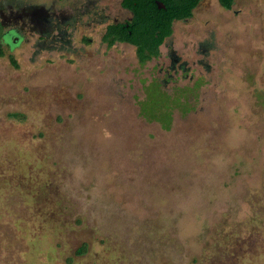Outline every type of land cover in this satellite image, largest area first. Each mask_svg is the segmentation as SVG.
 Wrapping results in <instances>:
<instances>
[{"label": "rangeland", "instance_id": "1", "mask_svg": "<svg viewBox=\"0 0 264 264\" xmlns=\"http://www.w3.org/2000/svg\"><path fill=\"white\" fill-rule=\"evenodd\" d=\"M94 24L73 52L3 49L0 264H264V0H200L144 64ZM167 43L190 69L163 128L137 102Z\"/></svg>", "mask_w": 264, "mask_h": 264}, {"label": "flooded vegetation", "instance_id": "2", "mask_svg": "<svg viewBox=\"0 0 264 264\" xmlns=\"http://www.w3.org/2000/svg\"><path fill=\"white\" fill-rule=\"evenodd\" d=\"M122 2L123 0H118V6L121 10L129 14V18L119 22L113 20L108 21L105 17V10L108 9L105 6V0H0V48L2 51L5 48L10 52L19 43H32L33 50L46 48L49 50H70V52H73L75 50L72 47L73 42L81 47L82 45H88L91 41L90 38L83 35L75 38V28L77 26L88 28L91 27V24L95 23L94 25L102 27V33L99 39L104 47L110 48L116 44L129 46L133 49L134 57L139 64L157 61L160 58L159 47L170 36L162 40L156 49L155 55L149 54L148 50H146L144 55L147 59L143 63L138 61L135 47L130 43L115 40L108 47L107 42L103 40L109 26L114 28L112 29L113 33L109 34L108 37H115V34L120 32L117 28L118 25H123L124 30L129 34L127 27L132 16L127 9L121 6ZM89 11L94 12L88 13ZM87 15H90V17L86 19L87 22L85 24H82L81 17ZM105 19L107 20L106 22ZM74 38L76 39L75 41H73ZM165 45V58L168 60L165 69L157 63L154 65L158 72L164 73L166 78L159 83L154 82L155 80L145 82L141 89L142 98L138 100L137 104L143 100L144 89L149 84L159 89L162 84H167L178 73L185 77L190 69V67H187L185 61H182L179 56L174 54L168 43ZM197 64L199 65L200 62H197ZM205 67L207 68V66Z\"/></svg>", "mask_w": 264, "mask_h": 264}, {"label": "trees", "instance_id": "3", "mask_svg": "<svg viewBox=\"0 0 264 264\" xmlns=\"http://www.w3.org/2000/svg\"><path fill=\"white\" fill-rule=\"evenodd\" d=\"M155 2L161 3L164 8L157 9ZM199 2L200 0H123L121 6L127 9L132 16L127 27L129 34L124 30L123 25H118L117 28L120 32L116 33L115 37H108L109 34L113 33L112 29L114 28L109 26L103 40L107 42L108 47L115 40L130 43L135 47L138 61L143 63L147 59L144 52L148 50L149 54L155 55L156 49L162 40L171 35L172 22L190 18L192 10ZM217 2L225 10H229L232 5V0H217ZM3 54L4 52L0 48V57H3ZM8 60L11 65L15 66L11 57H8ZM155 91L159 95V99L154 101L155 104H152L150 95H145L143 100L139 102L141 104L148 100V105L155 106L153 108L151 106L150 115L145 116L148 113L146 112L148 107L144 104L139 107V113L147 121H156L163 128H166L170 121L168 113L169 98L158 88ZM76 253H83V248L78 249Z\"/></svg>", "mask_w": 264, "mask_h": 264}, {"label": "water", "instance_id": "4", "mask_svg": "<svg viewBox=\"0 0 264 264\" xmlns=\"http://www.w3.org/2000/svg\"><path fill=\"white\" fill-rule=\"evenodd\" d=\"M155 4L157 6V9H163L164 8V6L159 2H155Z\"/></svg>", "mask_w": 264, "mask_h": 264}]
</instances>
